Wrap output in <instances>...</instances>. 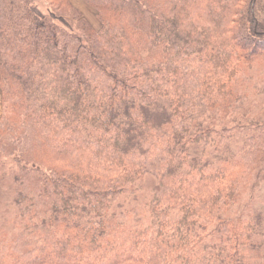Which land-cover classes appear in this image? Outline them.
<instances>
[{
  "label": "trees",
  "instance_id": "trees-1",
  "mask_svg": "<svg viewBox=\"0 0 264 264\" xmlns=\"http://www.w3.org/2000/svg\"><path fill=\"white\" fill-rule=\"evenodd\" d=\"M85 1L98 31L68 0H0V264H264V211L231 210L264 137L217 125L264 0Z\"/></svg>",
  "mask_w": 264,
  "mask_h": 264
},
{
  "label": "rangeland",
  "instance_id": "rangeland-1",
  "mask_svg": "<svg viewBox=\"0 0 264 264\" xmlns=\"http://www.w3.org/2000/svg\"><path fill=\"white\" fill-rule=\"evenodd\" d=\"M68 2L80 15L78 16L76 13L69 11L70 16L66 15L65 17L69 22L76 24L77 21L84 19L95 31L101 29L96 10L85 0H68ZM38 7L44 10L45 4L42 2ZM73 14H75V17H73ZM232 84H234L239 97L234 101L225 116L220 115L221 117L217 119V125L220 124L232 128V131L229 132L232 135L230 136V139L232 138L231 144L232 146L240 147L242 142L240 140L241 135L237 132L238 129L242 131L245 129L244 131L248 133V136H252L255 140H257V134H261L264 137V56L255 60L246 70L243 69L239 72ZM2 112L3 106L1 114ZM219 139L220 136L217 135L216 140ZM238 140H240V143H238ZM221 141L225 142L228 139L223 137ZM247 143L248 147L255 149V146L250 144V140H247ZM0 159L3 160L2 158ZM3 161L5 162L4 172L9 175L13 166L9 162L10 160L6 159ZM249 177L245 185L242 186L238 200L231 207L233 215H247L256 210L264 211V164L261 167H256ZM9 184L8 176L0 182V224L8 220L11 211L14 209L13 195L8 189ZM153 185V178L148 176L144 181L140 182L142 191L139 194L147 196ZM132 197L133 194H130L123 200L126 209H131L135 204L136 201ZM141 201V197H139L137 202L140 203Z\"/></svg>",
  "mask_w": 264,
  "mask_h": 264
},
{
  "label": "crops",
  "instance_id": "crops-1",
  "mask_svg": "<svg viewBox=\"0 0 264 264\" xmlns=\"http://www.w3.org/2000/svg\"><path fill=\"white\" fill-rule=\"evenodd\" d=\"M1 111H2V104H1V95H0V116H1Z\"/></svg>",
  "mask_w": 264,
  "mask_h": 264
}]
</instances>
